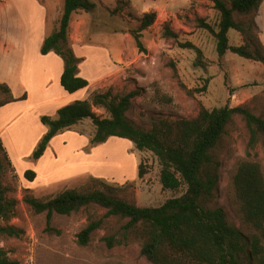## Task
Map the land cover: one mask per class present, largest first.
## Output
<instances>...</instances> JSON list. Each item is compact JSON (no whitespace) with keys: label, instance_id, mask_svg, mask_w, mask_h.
Here are the masks:
<instances>
[{"label":"rangeland","instance_id":"1","mask_svg":"<svg viewBox=\"0 0 264 264\" xmlns=\"http://www.w3.org/2000/svg\"><path fill=\"white\" fill-rule=\"evenodd\" d=\"M5 1L0 0V4ZM92 1L97 4L93 12L77 11L73 14L69 39L72 46L73 42H77L80 47H99L94 48L97 50H92L90 57L79 63V76L92 78L102 72L103 76L93 91L91 88L85 89L76 95V99H59L40 108L23 109L22 103L0 110L2 126L22 109L7 125L3 135L6 155L13 168L11 165L5 168L2 181L10 188L7 196L17 203L14 217L2 223L14 225L24 232L17 238L0 237V247L19 264H152L140 254L136 241L112 248L105 245L102 238L107 235L118 237L124 223L115 216L104 218L101 228L93 232L87 245L77 244V233L89 219L100 218L104 209L92 207L88 211L70 215L54 213L48 221L46 212L37 213L24 201L26 196L46 200L65 189L85 192L99 189L139 206L154 207L181 196L186 189L184 184L174 190L164 188L160 181L161 166L158 159L150 151L136 148L127 139L111 136L102 143H93L94 125L90 118H84L83 122L57 133L45 154L35 159L33 152L36 145L31 147V139L35 138L39 127L47 128L41 122V116L56 118V108L72 100H89L94 92L102 93L110 86L122 93L141 89L140 96L135 98L126 114L143 129H151L158 118L193 117L200 104L209 109L246 105L254 114L264 116V64L230 50L220 57L215 38L207 30L193 28L188 22L197 14L205 17L216 28L219 14L212 0H157L158 4H166L175 14L171 15L164 8L146 10L156 11L157 17L153 25L142 32L141 41L145 52L137 48L130 30L138 26L143 14L139 13L153 0ZM225 1L228 3L230 0ZM13 2L27 24L23 83L33 99L45 97L46 94L57 97L54 60L49 55H42L40 47L44 38L57 28L64 0ZM260 7V24L264 36V0ZM44 9L47 26L44 23ZM114 9L117 10L115 14L112 12ZM165 22H170L171 27L178 31L179 41L189 40L202 50L203 65L194 64L197 59L195 50L178 47L176 43L161 37ZM2 28L0 46L3 42ZM228 38L230 45H263L259 28L256 27H252L245 35L230 29ZM205 84V90L198 92ZM7 97L8 94L0 90V101ZM168 97L171 101L166 100ZM95 112L106 115L102 109H95ZM18 129L23 131L20 140L9 142L6 133ZM247 140L244 124L237 120L236 128L228 130L221 148V177L216 203L212 206L221 207L228 222L249 235L254 231L243 222L231 185L237 162L245 158ZM255 159L264 171V147L261 143L257 146ZM140 163L147 171L143 177L138 174ZM26 170L37 173V178L28 180L24 176Z\"/></svg>","mask_w":264,"mask_h":264},{"label":"trees","instance_id":"2","mask_svg":"<svg viewBox=\"0 0 264 264\" xmlns=\"http://www.w3.org/2000/svg\"><path fill=\"white\" fill-rule=\"evenodd\" d=\"M262 0H212L219 14L215 26L197 14L188 19L193 28L207 30L216 41V50L222 57L227 50L253 61L264 64V44L248 43L230 45L228 31L234 29L241 35L252 27L261 29L255 21ZM97 4L92 0H64L58 26L43 41L40 53L50 51L61 57L64 69L60 75V85L68 93H73L89 85V81L78 75L79 63L69 39V27L73 14L77 11L91 13ZM116 9L112 12L116 13ZM157 17L155 11L144 12L136 28L130 30L137 48L146 49L141 41L142 32L153 25ZM179 33L170 22L162 25L161 37L172 41L181 48L195 50L196 66L203 65L202 50L189 40L179 41ZM175 68V67H174ZM206 84L198 89L204 91ZM0 90L8 97L0 101V106L13 101L10 88L0 83ZM141 89L135 88L122 93L109 87L104 92H94L89 100H75L57 110V117L41 116L47 131L38 142L33 157L40 158L50 140L59 132L70 129L84 118H90L94 125L93 143H102L114 136L127 139L140 150L150 151L159 161L160 181L166 189H178L185 185V192L179 197L166 200L159 206H139L134 202L119 198L99 189L78 191L65 189L46 200L26 196L24 201L35 212H46L47 220L52 215H70L88 211L92 207L105 210L98 219H89L77 233L76 242L85 246L93 232L101 228L104 218L115 216L122 223L118 237L107 235L102 238L109 248L128 245L136 241L140 254L152 264H264V171L256 157L259 143L264 147V116L254 114L246 105L215 107L209 109L200 104L193 117L176 119L158 118L151 129L138 127L127 116ZM171 101L170 97L166 99ZM94 109H102L106 115H99ZM237 120L243 122L248 140L245 158L239 160L231 177L234 198L245 224L253 229L247 235L228 222L221 207L216 203L221 177L222 156L225 135L235 129ZM11 165L0 141V237H19L24 231L7 222L14 217L17 201L7 196L10 188L2 181L5 168ZM142 163L139 176L146 174ZM24 176L33 180L32 170ZM0 264H19L0 247Z\"/></svg>","mask_w":264,"mask_h":264},{"label":"crops","instance_id":"3","mask_svg":"<svg viewBox=\"0 0 264 264\" xmlns=\"http://www.w3.org/2000/svg\"><path fill=\"white\" fill-rule=\"evenodd\" d=\"M153 1L154 2L151 4H146L139 14L147 12L146 10H149V8H151V9L153 8L156 10L162 9V8L168 9L166 4H158V2H156L157 0H153ZM186 1L189 2V0H186ZM168 12L171 15L175 14V12H173L172 10H169ZM43 13L45 14L44 15L45 16V22L44 23H45V26H47V21H46L47 16L45 13V9H44ZM261 17H262V10L260 7L256 20H257V23L261 29L260 36H261V40L264 44V36H263V32H262V27L260 24ZM0 24H2V26L4 27V28H2V26H0L3 29L1 31L3 33V42H4V43L2 42V45L0 46V83H5L9 86L11 96L14 99L13 101H10V102L0 106V110L3 107L11 106L12 104H22L23 103L24 104L23 109H32V108L34 109V108H40V107L47 106L51 103L58 101L59 99H76L75 98L76 95L85 89L91 88L93 91V87L98 82V80L101 79L100 77L103 76V74L101 72L100 74H98L97 76H94L92 78L86 77V79L89 81L88 86H86L82 89H79L73 93H68L60 85V75L64 69V62L61 59V57H59L57 54L49 52L45 55L51 56L53 58L52 60H54L53 63L55 64V67L53 68V74H54L55 90H56L58 96L54 97V96H50V94L49 95L46 94L45 97H42L39 99L38 98L33 99L29 90H28V87L23 83V78H22V71H23L24 62H25L24 46H25V41H26L25 38L27 36V24L24 21V18L22 16V14L20 13L19 9L14 4L13 0H6L4 4L3 3L0 4ZM78 40L79 39L77 38V41ZM5 43H6V45H4ZM77 46H78V48H76ZM80 46L81 45H78L77 42H73V48H74L75 53L77 54V56L83 58V61L86 60L88 57H90L89 54L93 53V52H91L92 50H97L94 48H99L97 46L94 47V46H90V45H88V46L83 45L82 47H80ZM110 50L112 51V49H110ZM115 50L117 52L116 48H115ZM107 53H109V50L107 51ZM52 54H54V55H52ZM80 100H82V99H80ZM73 101L74 100H72L70 102H73ZM70 102H68V103H70ZM59 108H56V111ZM21 112H22V109H20L19 112H17L13 116H11V118L8 121H6L2 126H0V141L2 142V145L5 149L6 154H7L6 146H5L6 143H5V139H4L3 135L5 134V132L7 130V127H8L7 125H9V123L13 119H15V117ZM81 122H83V121H81ZM46 131H47V128L45 126H41L38 128L35 138L32 137V139H31V147H35V145L37 146L38 142L41 140L42 136L44 135V133ZM21 134H23L22 129L14 130L13 133H8V134L6 133L7 139H9V142H13V141H15V139L20 140V138L22 137ZM51 140H50V142H51ZM50 142H49V144H50ZM49 144H48V146H49ZM48 146H47L45 152L48 150ZM45 152L43 154H45ZM7 157H9V156L7 155ZM77 164L78 163H76V165ZM11 167L13 168L12 164H11ZM78 167H80V166H78ZM35 174H36V176L34 179H36L37 175H38L37 173H35Z\"/></svg>","mask_w":264,"mask_h":264}]
</instances>
